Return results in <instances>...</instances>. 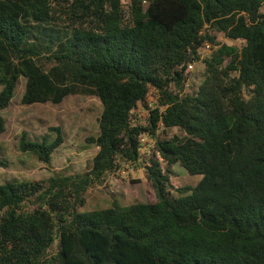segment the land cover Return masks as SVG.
Masks as SVG:
<instances>
[{"label":"trees","instance_id":"1","mask_svg":"<svg viewBox=\"0 0 264 264\" xmlns=\"http://www.w3.org/2000/svg\"><path fill=\"white\" fill-rule=\"evenodd\" d=\"M263 6L131 0L128 12L123 0H0V112L21 78L25 106L77 95L103 105L89 172L0 185V264H264ZM206 44L204 81L186 93ZM152 88L148 124L133 125ZM162 127L182 135L162 138ZM143 137L156 140L147 178L157 202L80 212L91 187L144 164ZM28 138L20 151L46 165L64 143ZM176 164L200 182L172 192Z\"/></svg>","mask_w":264,"mask_h":264},{"label":"rangeland","instance_id":"2","mask_svg":"<svg viewBox=\"0 0 264 264\" xmlns=\"http://www.w3.org/2000/svg\"><path fill=\"white\" fill-rule=\"evenodd\" d=\"M125 9L129 12L131 0H123ZM264 14V6L261 9ZM222 44L241 49L244 43L218 35ZM202 60L192 64L187 69L186 93H193L203 83L206 73L204 61L209 59L211 52L202 50ZM25 78H21L15 97L8 108L0 112L6 123V131L0 137V185L14 181L45 180L56 173L63 175L84 174L91 170L92 161L99 151L94 144L87 143L88 138L99 135V119L103 113V105L97 96H70L61 104H34L25 106L22 97L26 89ZM1 91V88H0ZM158 92L152 88L146 104H139L132 114L133 125L146 126L150 116V108L158 100ZM59 128L60 131H52ZM164 128L160 136L172 138L182 135L175 129ZM23 133L28 135L30 142L52 143L62 136L64 143L52 155L51 163L46 165L39 161L33 153H22L19 141ZM144 149L142 158L144 164L127 165L122 171L107 177L103 184L94 185L86 195V204L79 211L82 213L107 209L115 203L130 206L139 203H156L157 198L152 183L147 178V163L155 150L156 140L143 137ZM201 180L200 176H191L180 164L173 167L170 176V189L195 187ZM54 252L56 247H54Z\"/></svg>","mask_w":264,"mask_h":264},{"label":"built area","instance_id":"3","mask_svg":"<svg viewBox=\"0 0 264 264\" xmlns=\"http://www.w3.org/2000/svg\"><path fill=\"white\" fill-rule=\"evenodd\" d=\"M144 3H146V2H144ZM205 49H208L211 52V45L206 44ZM192 67H193L192 65L189 66V68H192Z\"/></svg>","mask_w":264,"mask_h":264}]
</instances>
